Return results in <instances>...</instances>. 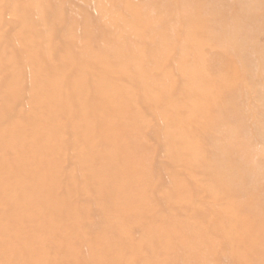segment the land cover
<instances>
[{"label":"rangeland","instance_id":"374dc122","mask_svg":"<svg viewBox=\"0 0 264 264\" xmlns=\"http://www.w3.org/2000/svg\"><path fill=\"white\" fill-rule=\"evenodd\" d=\"M0 264H264V0H0Z\"/></svg>","mask_w":264,"mask_h":264}]
</instances>
